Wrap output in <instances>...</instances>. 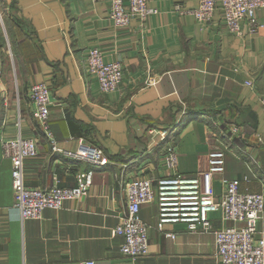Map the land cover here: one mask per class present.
Wrapping results in <instances>:
<instances>
[{"label": "crops", "instance_id": "1", "mask_svg": "<svg viewBox=\"0 0 264 264\" xmlns=\"http://www.w3.org/2000/svg\"><path fill=\"white\" fill-rule=\"evenodd\" d=\"M148 3L156 12L143 25L133 18L114 27L109 0H0V264H219L212 232H192L179 221L164 224L174 233L165 236L155 200L139 211L148 224L145 256H122L124 239L111 232L127 208L124 177L147 175L154 186L166 175L194 177L206 168L217 138L238 154L226 155L224 176L238 178L243 192L264 194V8L256 11V30L242 21L241 33L233 34L220 9L207 24L179 13L176 5L190 9L196 0ZM90 47H99L106 63H121L117 89L102 91L85 71ZM40 81L54 102L48 123L57 146L74 150L83 138L102 149L107 164L52 151L29 97L30 85ZM234 124L240 135L231 137ZM150 128H167L168 139ZM34 135L40 141L36 155L25 159V184L71 186L76 170L93 177L82 199L22 219L1 140ZM167 145L175 167L167 164ZM212 185L219 196V180ZM261 218L256 235L264 232V213ZM209 220L214 228L244 226L224 221L219 210Z\"/></svg>", "mask_w": 264, "mask_h": 264}, {"label": "built area", "instance_id": "2", "mask_svg": "<svg viewBox=\"0 0 264 264\" xmlns=\"http://www.w3.org/2000/svg\"><path fill=\"white\" fill-rule=\"evenodd\" d=\"M108 18L114 27L128 26L133 18L143 25L147 17L154 14L148 0H109ZM217 3L228 30L233 34L241 33V22L245 21L251 31L261 25L256 10L264 8V0H197L196 7L189 10L176 5L180 14L192 13L197 21L206 24L213 16ZM99 47H90L85 51L87 73L95 74L102 91L108 92L118 88L123 79V70L119 61L105 62ZM146 82H150L149 79ZM246 83L253 85L252 81ZM30 101L33 116L42 126L46 138L51 141L54 152L64 156L81 159L90 164L105 165L108 157L102 149L79 138L74 150L58 147L48 123L50 105L53 104L48 85L43 82L33 83L30 88ZM264 106V98L260 99ZM231 137L239 136V127L234 124L228 129ZM150 133H157L161 139H168L169 130L150 128ZM217 138L216 145L207 153V165L194 177L184 175H166L156 180L143 177L123 178L126 188L127 208L112 227L111 232L121 235L124 239L119 247L122 256L135 260L145 256L149 251L147 234L148 224L139 216L141 204L155 200L158 204L159 230L165 236L174 237V233L164 230L169 222H184L188 230L196 232H212L215 237V254L219 264H264V232H258L257 224L264 213V194L254 191L240 190L238 178H226L225 158L228 153L234 154L231 147ZM258 137V141H261ZM3 156L11 161L13 205L20 209L22 219L41 217L45 208L60 209L65 200H80L89 192L92 184L91 170H76L75 184L59 186L57 183L43 187L25 184V159L37 153V136H18L1 140ZM167 164L175 167L177 158L171 145L165 147ZM236 155V154H234ZM238 155V154H237ZM236 155V156H237ZM218 179L221 192L216 196L212 182ZM221 212L224 221H242L244 226L230 225L214 228L209 215L213 211ZM78 264H94L92 259L80 260Z\"/></svg>", "mask_w": 264, "mask_h": 264}, {"label": "rangeland", "instance_id": "3", "mask_svg": "<svg viewBox=\"0 0 264 264\" xmlns=\"http://www.w3.org/2000/svg\"><path fill=\"white\" fill-rule=\"evenodd\" d=\"M196 1H197V0H196ZM179 5H180V4H179ZM180 6H181L183 9H186V8L183 7L182 5H180ZM216 8H217V9H220V4H219V3H217ZM216 8H215V9H216ZM260 8H262V7H260ZM258 9H259V8H258ZM258 9H257V10H258ZM187 10H189V9H187ZM257 10H256V11H257ZM255 15H256V14H255ZM256 16H257V15H256ZM211 19H212V18H211ZM211 19H210V20H211ZM210 20H209V21H210ZM209 21H208V22H209ZM206 24H207V23H206Z\"/></svg>", "mask_w": 264, "mask_h": 264}, {"label": "trees", "instance_id": "4", "mask_svg": "<svg viewBox=\"0 0 264 264\" xmlns=\"http://www.w3.org/2000/svg\"><path fill=\"white\" fill-rule=\"evenodd\" d=\"M31 86V85H30ZM53 104H54V102H53ZM50 110V109H49ZM84 136V135H83ZM234 139H236V138H234Z\"/></svg>", "mask_w": 264, "mask_h": 264}]
</instances>
